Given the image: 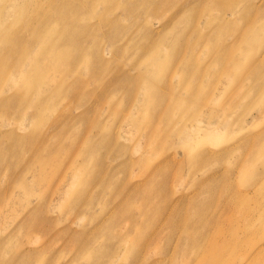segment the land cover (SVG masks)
I'll use <instances>...</instances> for the list:
<instances>
[{
    "label": "rangeland",
    "instance_id": "obj_1",
    "mask_svg": "<svg viewBox=\"0 0 264 264\" xmlns=\"http://www.w3.org/2000/svg\"><path fill=\"white\" fill-rule=\"evenodd\" d=\"M61 3L68 54L43 55L39 17L56 25ZM0 6L16 47L0 61L27 49L46 74L0 80V264H194L220 235L264 241V0Z\"/></svg>",
    "mask_w": 264,
    "mask_h": 264
},
{
    "label": "bare ground",
    "instance_id": "obj_2",
    "mask_svg": "<svg viewBox=\"0 0 264 264\" xmlns=\"http://www.w3.org/2000/svg\"><path fill=\"white\" fill-rule=\"evenodd\" d=\"M218 1H222V0H218ZM149 4L152 5L151 7L152 12L158 9L157 2L146 3L145 6L143 5V7L145 8ZM93 6L94 5H92V11H94ZM217 7L223 10L228 9L227 3H222V2H219L217 4ZM75 8L76 7H73L68 3H61L60 5L54 6V8H52L53 12L56 11V9L59 10V12L54 13V15L58 19V23L56 25H54V23L52 22L46 21L45 18L42 16L39 17L42 20V22L36 26L34 38L39 39L41 42V45L45 48L41 52L43 55H47V54L55 55V52L68 54L67 52H65L66 46L64 47V45L70 41L71 32H73L74 25H75L73 22L68 21V17H69L70 11L72 12L73 10H75ZM64 10L69 11V12L64 13ZM2 11H3V8L2 6H0V43H2L3 45V48H0V60H3L1 58V55L8 56L5 53V50L11 49L13 51V54L16 50V47L14 46L13 39H12L15 33V30L12 28L11 25L5 24L4 21L1 20ZM146 11H149V10H146ZM238 14L241 19H245L244 15L248 14V9H245ZM103 19L105 21V24H107V26L109 27L117 23V19H107L104 17ZM77 57L78 59H80V61L86 60V55L84 51H80ZM50 59L53 62H55V66H56V61L58 59L53 55H50ZM70 61L71 60H69V63L72 66L74 62H70ZM16 70L18 71L19 74H21V79L27 83L32 80H44V77L46 76L45 70L43 69V67L39 63L36 62L35 55L31 53L30 51H28L27 49L24 51L23 50L19 51L17 55L14 57V60L0 61V80H5L6 82L10 81L12 84L16 83V73H15ZM26 86L30 87L28 85ZM4 102L5 101H1L0 105H3ZM193 163L199 164V162H195V161ZM145 196L146 198H144L145 200L144 202L148 203L151 200V196H147V195ZM140 209L144 214L146 213L143 207ZM243 209L244 210L241 212V215L237 217V219L245 222L248 217V211L245 208ZM120 211L124 212L123 215L128 213V211L124 209ZM117 214H119V212ZM114 222H116V220ZM164 224L167 226L166 228L170 227V231H169L170 239L173 238V236L177 234L179 231L180 232L184 231L183 228H180L179 224H174L171 220H167ZM158 236H159V233L156 232V234H154L155 238L152 239L151 237L152 240L150 241L147 239L146 241L136 240L134 242V247L137 248V251H138L137 253H139V255H141L142 258L147 257V255L149 256V253L151 252V249H152L151 246L154 244ZM187 237H189V234H187L186 237L182 236V240L180 241L184 249L189 248L188 243L191 244L190 239H188ZM213 240L214 242L210 248H207L206 250L202 249L200 252H196L195 257H194L195 258L194 264H264V241L260 242L259 244H254V243L252 244V242H249V241H245L240 244V239L238 237L222 239L221 235L219 237V241H217V239L215 238H213ZM249 243L254 246L251 249H248V252H245L242 255L237 256V255H234L236 252L235 251L231 255H228V257H225V254H224L225 250H228L229 252H231L235 250L239 246V244L240 246L245 247ZM104 252H105V249H102V248L97 250L96 252H94V255L91 260H93V258L97 255H104Z\"/></svg>",
    "mask_w": 264,
    "mask_h": 264
}]
</instances>
